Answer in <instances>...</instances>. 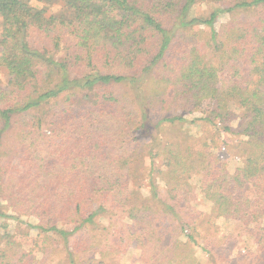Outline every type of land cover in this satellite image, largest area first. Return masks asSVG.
Listing matches in <instances>:
<instances>
[{"label": "trees", "instance_id": "trees-1", "mask_svg": "<svg viewBox=\"0 0 264 264\" xmlns=\"http://www.w3.org/2000/svg\"><path fill=\"white\" fill-rule=\"evenodd\" d=\"M0 20V264H47L52 243L63 264L132 246L201 264L191 173L264 260V0H0ZM201 121L242 136L233 172L203 138L161 134ZM142 164L147 197L130 187Z\"/></svg>", "mask_w": 264, "mask_h": 264}, {"label": "rangeland", "instance_id": "rangeland-1", "mask_svg": "<svg viewBox=\"0 0 264 264\" xmlns=\"http://www.w3.org/2000/svg\"><path fill=\"white\" fill-rule=\"evenodd\" d=\"M34 4L40 7L44 6L43 3L34 2ZM55 5L51 11L59 9L60 3ZM211 8H213V5L210 6L206 3L199 4L195 7L194 13L198 15L207 13ZM223 19L224 17L221 18V20ZM223 74L225 77V73ZM4 79L5 73L0 68V80L4 81ZM238 124L239 120L231 124L235 128V132L239 131ZM235 132H226L220 126L218 127V125L215 126L201 121L195 124L188 123L178 128L171 127L161 134L163 138L169 141L177 140V138H185L189 141L203 138L208 142V150L212 151V153L214 152L216 156L226 161L228 163V169L233 172L242 160L240 150L236 148L242 136L240 133ZM142 165L144 169H140V177L132 180L130 187L134 190L139 189L141 197H147L150 194L149 182L146 176V167L144 164ZM162 165L163 162L160 159L156 160L155 166L157 168H162ZM155 173L156 177H159L157 178V183L161 199L170 201L169 197L171 195L168 194L169 190L164 183L165 180L158 175V171ZM203 180L204 176L201 173H191L188 178L191 188L186 194L187 198L180 197L182 203H185L186 201L184 199H187V204L191 208L193 218L199 223L198 229L203 235L199 241L205 249L202 246L196 247L195 255L198 258L197 260L201 264H264V260L257 256V246L254 243V239L250 236L248 229L234 220L214 216L211 201L207 200L201 191V183ZM151 202L153 203V201ZM26 220L37 223V220L32 217H28ZM10 222L12 223V230L19 233L20 230L16 228L18 223L13 220H10ZM103 222L107 224L108 220ZM37 232V230L32 229V236L36 237ZM191 232L192 228L187 225L184 234L187 235ZM183 237L185 238L184 235ZM134 247L132 246L120 256L110 258L108 260L109 264H144L143 261L145 260L142 250ZM180 248L186 250L184 244ZM46 261L47 264H63L65 260L60 244L52 243L50 245Z\"/></svg>", "mask_w": 264, "mask_h": 264}]
</instances>
